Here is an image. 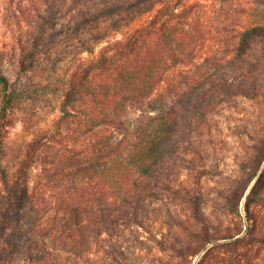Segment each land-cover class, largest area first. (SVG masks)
I'll list each match as a JSON object with an SVG mask.
<instances>
[{"label":"trees","instance_id":"16d2710c","mask_svg":"<svg viewBox=\"0 0 264 264\" xmlns=\"http://www.w3.org/2000/svg\"><path fill=\"white\" fill-rule=\"evenodd\" d=\"M0 19L13 30L0 48V264H132L127 233L162 215L160 200L190 210L169 208L174 253L162 245L160 264H264V214L242 234L175 184L207 115L239 95L264 99V0H4ZM49 88L63 98L58 134L38 138L10 179L3 128ZM259 144L234 204L264 163ZM263 190L264 171L248 213Z\"/></svg>","mask_w":264,"mask_h":264},{"label":"rangeland","instance_id":"374dc122","mask_svg":"<svg viewBox=\"0 0 264 264\" xmlns=\"http://www.w3.org/2000/svg\"><path fill=\"white\" fill-rule=\"evenodd\" d=\"M2 2L4 0H0V3ZM27 30L40 36L41 22H35ZM12 34L13 30L0 19V48L11 41ZM106 43L105 41L101 44ZM86 55L85 52L84 56ZM64 63H67L65 67L72 66L69 58ZM4 70H7L12 78L15 77L16 71L9 62L4 64ZM62 99L59 91L49 88L47 93L33 100L23 97L12 108L10 121L3 128L4 145L1 150V166L10 179L30 160L31 147L38 138L58 134L57 124L61 116ZM206 118V123L199 132L204 141H195L193 146L182 152L184 161L178 170L175 184L181 185L185 193L200 195L203 200V212L210 215L215 222L224 220L232 227L236 226L237 221L244 224L243 234L253 222L249 216L256 218L261 215L262 218L264 214V205L260 203H251L249 213L246 209L247 196L258 176L264 171V163L240 203L231 202L237 181L243 174H247L248 168H253L256 146L260 145L259 138L264 137V99L260 95L254 99L239 95L229 103H222L220 108ZM32 172L35 176L38 168ZM261 194L264 198V190ZM1 198L2 194L0 200ZM1 206L3 204H0ZM159 206L163 209L162 215L152 212L151 220L146 226H134L127 233L130 238L127 246H130L128 251L132 264H160L159 256L166 255L162 245L166 247L167 254L174 253L170 246L175 244V240L171 236L169 224L166 223L167 212L172 207L177 215L186 219L190 210L186 203H172L171 200L169 204L160 200ZM233 208L239 209L240 213H232L230 209Z\"/></svg>","mask_w":264,"mask_h":264}]
</instances>
